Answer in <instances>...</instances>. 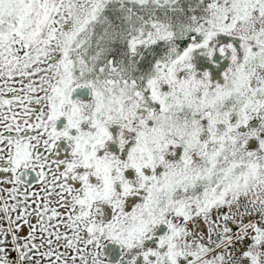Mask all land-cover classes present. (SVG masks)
I'll return each instance as SVG.
<instances>
[{
  "label": "snow or ice",
  "instance_id": "snow-or-ice-1",
  "mask_svg": "<svg viewBox=\"0 0 264 264\" xmlns=\"http://www.w3.org/2000/svg\"><path fill=\"white\" fill-rule=\"evenodd\" d=\"M0 264H264V0H0Z\"/></svg>",
  "mask_w": 264,
  "mask_h": 264
}]
</instances>
